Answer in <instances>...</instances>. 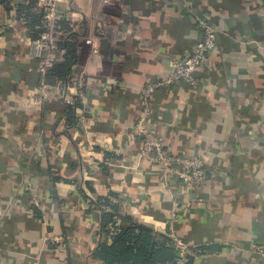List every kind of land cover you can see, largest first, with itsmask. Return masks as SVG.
I'll list each match as a JSON object with an SVG mask.
<instances>
[{"label": "crops", "instance_id": "0c3cea01", "mask_svg": "<svg viewBox=\"0 0 264 264\" xmlns=\"http://www.w3.org/2000/svg\"><path fill=\"white\" fill-rule=\"evenodd\" d=\"M75 1L88 15L99 2ZM34 2L0 0V264H100L90 256L99 211L83 195L109 190L122 211L165 234L176 198L173 234L198 250L192 264H264L251 249L264 247V0H114L101 56L73 43L69 79L44 101L30 41L37 25L26 16L41 14ZM195 15L218 26L216 46L195 89L152 93L145 123L169 152L203 156L206 181L190 188L165 183L139 156L135 121L141 87L200 37ZM67 22L88 32L86 20ZM77 69L86 96L68 121Z\"/></svg>", "mask_w": 264, "mask_h": 264}, {"label": "built area", "instance_id": "2783aa9c", "mask_svg": "<svg viewBox=\"0 0 264 264\" xmlns=\"http://www.w3.org/2000/svg\"><path fill=\"white\" fill-rule=\"evenodd\" d=\"M114 0H99L95 13L88 15L77 7L75 0H37L41 10L42 31L38 37L30 40L32 54L36 59V70L39 75L38 96L39 101L48 99L53 94L52 84L45 80V75L54 64L62 59L64 50L62 43L85 44L89 46L92 54H98L99 40L108 32L104 22L106 7L113 4ZM128 12V10H126ZM125 16V15H124ZM79 18L88 22L87 33L74 34L71 30L62 28L61 21H72ZM196 26L200 31L191 50L183 55L171 57L168 72L156 80L145 83L139 92V113L135 121V131L141 137L139 156L153 162L159 169V174L165 183L170 177L182 182L190 188L202 187L207 178L205 159L197 153H171L165 149L162 139L145 126L149 121L151 108V95L159 88L173 86L176 83H185L192 89L198 84L196 70L204 65L209 53L216 46L218 26L210 19L195 15ZM123 19L119 20L120 24ZM129 23V22H128ZM131 25V24H130ZM119 27H121L119 25ZM83 69H77L73 74L74 93L65 95L67 104L83 101L86 96ZM80 111V109H79ZM82 114V109L80 111ZM182 206L176 198L172 199V206L168 220L167 234L174 241V258L165 264H192L198 255V250L188 243L178 239L173 233ZM2 214L0 213V225ZM253 252L264 254L262 245H251Z\"/></svg>", "mask_w": 264, "mask_h": 264}, {"label": "trees", "instance_id": "16d2710c", "mask_svg": "<svg viewBox=\"0 0 264 264\" xmlns=\"http://www.w3.org/2000/svg\"><path fill=\"white\" fill-rule=\"evenodd\" d=\"M35 3V0H29ZM20 11L24 5H19ZM32 25H37L31 33L32 38L38 37L42 31L41 14L29 12L26 15ZM62 28L70 30L67 21H61ZM64 50L62 59L48 69L45 80L49 84L66 83L72 66L75 63V45L62 43ZM76 100L68 104L64 110L66 119L75 120V108L79 106ZM91 191V190H90ZM88 199L90 208L99 211L98 239L90 252V256L100 264H165L174 258V241L168 234L160 233L153 227L135 221L128 213L122 211L119 194L109 190L100 195H83Z\"/></svg>", "mask_w": 264, "mask_h": 264}]
</instances>
